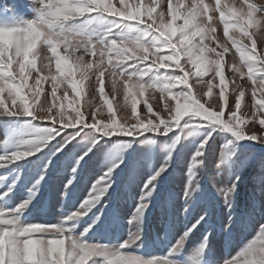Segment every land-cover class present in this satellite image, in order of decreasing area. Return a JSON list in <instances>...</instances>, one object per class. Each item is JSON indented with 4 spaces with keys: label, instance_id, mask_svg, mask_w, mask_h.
<instances>
[{
    "label": "snow or ice",
    "instance_id": "1",
    "mask_svg": "<svg viewBox=\"0 0 264 264\" xmlns=\"http://www.w3.org/2000/svg\"><path fill=\"white\" fill-rule=\"evenodd\" d=\"M30 4L36 13L32 20L0 26V95L7 91L12 101L11 106H7L3 100H0V118H27L39 123L51 121V124L44 128L43 139L39 142L24 141L32 145L35 151L26 149L6 152L0 155V168L7 169L16 162L36 156L57 136H61L57 141V151H62L63 147L83 133V138L89 141V149L76 161L73 177L65 186V196H67L75 183L76 172L81 162L102 140L107 142L111 137H130L135 140L143 138L144 143L154 144V135H168L179 128L183 136H177L176 142L169 148L168 161L145 183L144 195L141 197L137 213L130 221L138 225L142 214L151 204V197L156 191L160 177L171 166V153L181 139L197 132L202 133L201 143L189 166L188 184L184 192L187 204L184 208L185 219L194 202V195L200 190L206 154L217 132L230 133L234 137L228 142L229 147L223 151L217 164V169L221 173L234 168L239 141L248 140L264 145V135H257L254 129L247 128L248 124L256 122L264 127V49L257 55L256 42L249 33V28L257 22L254 16L259 15V22L264 23V0H259L258 3L242 0L238 7L235 4L222 3V0H215L214 4L204 3V0H189L186 7L183 0L175 5L169 0L167 9L155 16L156 5L150 3L145 6L143 0H138L136 3H130V0H116V2L114 0H30ZM213 13L219 14L218 21L223 23V34L235 47V52L239 54V60L242 62L241 67L237 68L233 60L232 80H236V73L243 77L245 74L243 69L247 70V77L251 80L249 86L251 99L247 105V113H251V119H246L245 114H241L240 101L245 97V90L241 85H237L233 90L231 106L228 107V97L225 95L223 83L225 77L223 57L230 49L228 41L221 42V38L215 35L217 26L213 24ZM0 16L9 20L14 19V16L8 14L6 7L0 9ZM181 19L183 22L178 26L177 21ZM96 25L104 28L98 39L86 31ZM232 27L237 28L244 38L252 41L251 47L228 35ZM118 28L122 32L141 28L143 35H133L132 38L118 37L115 34ZM261 36L264 37V33H261ZM149 40L151 43H147ZM30 45L32 50L28 52ZM62 48L68 54L61 55L59 50ZM49 52L51 55H48ZM74 53H80L74 59L81 71L82 79L78 82L75 79V69L70 68L67 75L72 77L68 82L73 90H78L83 80L89 78V71L95 68V73L92 75L98 73L96 80L102 97L105 93L104 77L107 74L114 96L121 90L125 100L130 95L133 96V114L136 110L135 97L148 90H154L160 93L157 104L167 118L158 117L157 121L149 117L145 122L137 116L136 123L129 125L118 121L113 113L107 120H99L96 118V113L100 112L101 108L91 103L87 106V113L77 108L71 117H67L62 105L60 110L54 113L53 106L47 103L48 97L44 98V103H40L38 99L39 86L46 78L41 73L47 70L48 77L52 81L51 98L55 102L57 82L63 83L60 80L64 75L63 66L69 64L70 56ZM86 55L91 59L85 60ZM37 57H40L39 68ZM53 59H55L56 74L52 72ZM192 69H195L196 73L194 84L208 83L203 80L202 73L207 74L213 81L217 76L220 78L219 97L223 104L217 100L206 106L207 101L201 102L203 96L193 93L192 88L188 87V78L193 75ZM165 74H171L172 78L162 82L159 76ZM30 78L33 80V87L37 90L32 93V103L38 104V108L30 107L29 99L22 95L28 88ZM147 79H151L152 82H146ZM179 85L184 87H178ZM96 88V84L91 85L89 94L93 97L96 95ZM67 91L65 89L64 98H67ZM257 91H259V99H257ZM208 95H211V87L208 88ZM17 99L20 101L19 104ZM108 106L111 109V104ZM225 107L228 108L227 118H225ZM152 111V107L149 106L148 113L151 114ZM185 117L187 119H184ZM68 129L75 131L67 132ZM65 132L67 134L62 136L61 134ZM122 163V158L114 162L93 185L89 198L81 204L76 213L70 214L58 225H29L22 220L23 212L38 193V186L44 179L43 176L30 190V197L23 204L15 208L0 207V264H89V262L110 264V261L116 258L122 259L125 264H181L178 258L182 254L184 243L192 232L202 223L207 222V212L187 229L184 237L170 249L167 258H143L133 251V246L139 247L136 243L140 238L139 231L116 247L88 242L87 234L96 223L100 222L103 212L83 233L73 234V226L76 222L88 215L109 194L116 169ZM231 175L233 176L231 185L217 189L229 206L230 213L237 185L240 182L238 173L232 171ZM7 180V176L0 177L2 182L6 183ZM261 184H264V179L261 180ZM13 190L14 185L6 192H0V204L8 199ZM254 216L255 210L249 214V218L252 219ZM234 224L235 219L230 214L225 231L230 232ZM210 235L211 233L205 235L198 246L205 257ZM203 264H208L207 259ZM222 264H264V223L259 224L255 235L235 256L227 257Z\"/></svg>",
    "mask_w": 264,
    "mask_h": 264
},
{
    "label": "rangeland",
    "instance_id": "2",
    "mask_svg": "<svg viewBox=\"0 0 264 264\" xmlns=\"http://www.w3.org/2000/svg\"><path fill=\"white\" fill-rule=\"evenodd\" d=\"M116 2V0H114ZM138 0H130V3H136ZM189 0H183L185 7ZM249 2L258 3L259 0H249ZM156 5V13L159 14L162 10L167 9L169 0H143V4L148 6L149 4ZM171 3L179 4L181 0H171ZM204 3L214 4L215 0H204ZM222 3L235 4L237 7L242 3V0H222ZM10 16H14L13 20L5 19L0 16V26H7L13 23H23L25 21L32 20L36 13L34 12L30 0H0V9L5 8ZM183 11V9H182ZM213 24L217 26L215 33L216 37L221 38V42L228 41V37L223 34V23L218 21V13H213ZM254 20L257 21L249 28V33L253 36L256 42V53L260 54L264 49V37L261 33H264V23H260L259 15L254 16ZM182 19L177 21L179 26L182 23ZM89 35L99 38V34L104 31L101 25H96L94 28L86 29ZM115 34L118 37L132 38L133 35L141 36L143 31L141 28L135 30H128L122 32L121 29H116ZM229 36L241 41V43L247 47H251L252 41L244 38L239 30L235 27L230 28ZM151 43V41H147ZM229 43V52L223 57V67L225 72L224 86L225 95L228 97V107L231 106L232 92L237 85H241L245 90V97L240 101L241 114H245L246 119H251V113H247V105L251 99L250 85L251 80L247 77V70L243 69L244 76L240 77L239 73H236V80L233 81L234 75L231 65L233 60L237 68L241 67L242 62L239 60V54L235 52V47ZM214 46V45H213ZM219 50V49H218ZM61 55L68 54L62 48L59 50ZM167 51V50H165ZM235 54V55H233ZM48 55H51L49 52ZM80 55V53H74L70 56L69 64L63 66L64 75L60 77L63 83L57 82V98L55 102L51 98L52 81L48 77L47 70H43L41 73L44 77L38 90V99L40 103H44L45 97H48V104L53 106V112L60 110V106H63V110L67 117H71L77 108L80 111L87 113V106L89 103L94 104L101 108V111L96 113V118L99 120H107V118L115 113V118L121 123H127L129 125L136 123V117L147 120L152 118L158 121V117L167 118L165 113L160 111V107L157 104L160 93L154 90H148L142 95L136 96L135 114H133V96L130 95L127 100L124 99L123 90L118 92L115 96L112 93L111 83L107 74L104 77V89L105 93L102 97L98 90V81L92 73H95V68L89 71V78L84 79L80 84L78 90H73L70 86L69 77L67 73L70 68L75 69V79L79 82L82 79V74L79 67L75 63L74 57ZM85 60H90L89 56L84 57ZM37 67H40V57H37ZM52 72L56 74L55 59L52 60ZM193 75L189 76L188 87L192 88L195 95H202V103L207 101L208 104L219 100L221 104L223 101L219 97L220 92V78L217 76L215 80H211L207 74H203V80L208 83L196 81L195 69H192ZM259 74H257L258 77ZM35 76V73H33ZM171 74H165L159 76V79L163 82L166 79H171ZM148 83H151V79H147ZM96 84V95L93 97L89 93L91 91V85ZM119 88V85L117 86ZM178 87H184L179 85ZM211 87V95H208V88ZM65 89H67V98H64ZM37 91L33 87V80L30 78L28 81V88L25 89L24 95L30 101V107L38 108L39 105L32 103V93ZM257 99H259V91H257ZM0 100H3L5 105L11 106L10 94L6 91L0 95ZM107 101V102H105ZM20 101L17 99V104ZM174 103V101L172 102ZM111 104V109L109 108ZM151 106L153 111L148 113V107ZM225 118L228 115V108L225 107ZM184 119H187L185 117ZM28 121L31 127H28L26 131L22 132L24 137L12 139L7 135L4 129V121ZM42 123V124H40ZM37 122L33 119L27 118H0V155L12 150H26L31 149L35 151L32 145L24 143L26 140H33L39 142L43 139V132L46 126L51 124V121ZM183 123V120L181 121ZM58 126V125H57ZM242 127L245 125H241ZM248 129H254L257 135H264V127H261L258 122L254 124H248ZM75 130L68 129L67 132ZM67 132L61 135H66ZM177 136H183L179 128L174 129L168 135H154V144H146L143 142V138L135 140L130 137H111L107 139V142L101 141L96 144L92 151L81 162L79 169L76 173H84L82 179L79 181L76 187L75 195L71 203L64 204L65 186L69 181L71 175H73V169L76 167V161L80 157L88 152L89 141L83 138V133L78 136L71 143H68L66 147H63L62 151H57V141L61 139V136H57L51 140L47 147L43 148V151L37 153L36 156L29 157L23 161L16 162L14 164H32L36 162V166L41 171L26 173L30 175L27 178V182L21 187L14 188L11 195L0 204L3 208H15L18 205L23 204L28 200L27 193L30 189H33V185L36 180L41 179L42 171L50 170V185L48 187V193H50L49 205L44 206L41 200H32L27 210L23 212L22 220L25 224L33 225H58L62 220L68 217L70 214L76 213L81 204L89 198V193L92 191V187L96 184L114 162H118L121 158L123 163L116 169L114 174V183L109 190V194L105 196L100 204L92 209H102L108 203L112 204L113 199L117 197L115 209L119 212L122 224V231L119 236L111 238L109 241L102 239L103 236H99L98 231L101 226L96 224L90 232H88V242L95 243L102 246L116 247L128 241L132 234L137 231L140 232V238L137 240L139 247L133 246V251L139 253L143 258L159 259L167 258L169 256L170 249L177 244L181 238L184 237V230L187 227L186 221L190 222L187 225H193L204 215V208L202 206H194V202L190 208L187 219H185L184 208L187 207L184 192L188 184L189 166L192 162L193 155L195 154L198 146L201 143L202 133H194L192 136L183 138L175 149L171 153V166L168 171L162 175L156 186V191L151 197V204L146 212L142 214L141 222L138 225L130 223L133 217L136 215L141 197L144 195L145 183L162 167L169 159V148L176 142ZM234 137L230 133L217 132L213 137L214 142H210V150L206 154L205 167L201 173L200 190L193 197V201L199 197V193L205 189L206 194L210 196V204L207 211L213 216L211 220L207 219V222L203 226H217L218 230H212L207 228V231L211 229V236L209 239V247L207 256L200 252L198 246L203 241L205 235H199L203 226L197 230L195 235L186 239L182 254L178 258L181 264H203V261L207 259L208 264H222V262L229 256H235L237 252L250 241L256 233V229L260 223H264V184H261V180L264 179V172L262 163H264V145L254 143L248 140L239 141L237 145V152L235 156V166L233 169L225 172H219L217 164L222 156L223 151L229 147V141ZM55 153V155H53ZM51 160V163H49ZM241 161V162H240ZM12 164L11 166H13ZM10 166V167H11ZM4 168H0V177L5 175ZM235 171L240 176V182L237 185L236 193L233 199V205L231 213L234 210L241 208V205L247 201L243 206V220L248 217L249 225L245 230H241L240 226H233V238L230 242L225 241L224 235L226 224L229 219L230 210L229 206L225 203L224 199L217 191L218 188H224L230 186L233 182V176L231 172ZM40 181V180H39ZM46 178L41 181L44 185ZM10 184L0 181V192H6L10 187ZM247 189L245 195H252L255 202L252 200L249 202L247 199L242 200L241 191ZM23 190V191H22ZM25 190V191H24ZM171 203L173 205L172 212L168 213L165 205ZM255 210L254 218L250 219L249 214ZM172 214L170 235L165 234L164 222L167 215ZM89 215V213H88ZM82 217L73 226V234L80 235L90 225L84 222V219L88 216ZM217 217L219 220L217 221ZM142 223V226H141ZM146 223V224H145ZM168 226L170 221H167ZM217 223V224H216ZM146 225L148 233H143L140 228ZM199 236V237H198ZM227 248V249H226ZM91 264V262H89Z\"/></svg>",
    "mask_w": 264,
    "mask_h": 264
},
{
    "label": "trees",
    "instance_id": "3",
    "mask_svg": "<svg viewBox=\"0 0 264 264\" xmlns=\"http://www.w3.org/2000/svg\"><path fill=\"white\" fill-rule=\"evenodd\" d=\"M3 126H4V129H5V132L7 133L8 136H10L12 139H15V138H22L24 137L25 135H23L22 132L26 131V129L28 127H31V125L29 124L28 121H20V120H14V121H4L3 122ZM37 161H34L32 164L28 163V164H24V163H20V164H14L13 166L7 168L4 170L5 172V175L4 176H7L8 177V180L6 182V184H10L11 186L14 185V188H17V187H21V185L23 186L26 182H27V178L30 177L29 174H27L26 172L28 171L29 172V169L32 170V172H36V171H41V169L39 167H36L34 168L37 164H36ZM241 162V161H240ZM264 164V163H262ZM32 166H34L32 168ZM42 176L46 178V181H45V184L42 185L41 183L39 184L38 186V193L35 197V199L33 200H41L43 202V205L44 206H48L49 205V199H50V193H48V187H47V184L48 186L50 185V170H43L42 171ZM263 172H264V169H263ZM84 173H76V180H75V183L72 185L71 187V190L69 192V194L67 196H65L64 198V204H67V203H71L73 198H74V195H75V191H76V187H77V184L79 183V181L82 179V175ZM19 177V179H17ZM73 175H71L69 181L72 179ZM41 180V179H39ZM39 180H36V182L34 183V185H36L37 181ZM68 181V182H69ZM68 182L66 185H68ZM33 185V186H34ZM32 190V189H30ZM30 190L28 191H25L27 193V196H28V199L30 197ZM246 188L241 191V196H242V200H248L249 202L252 200L253 202H255V199L252 197V195H245V192H246ZM23 191V190H22ZM117 197L115 199H113V203L110 204L108 203L106 206H104L102 209H99V207H97L96 209H94V211H91L89 212V215L84 219V222L91 225L93 223V221L96 219L97 216H101V212H103V215L101 216V219H100V222L99 223H96V224H99L101 226V229L99 228V231H98V234L99 236H103L102 239L104 240H107L109 241L111 238H114V237H117L119 236L120 232L122 231V220L120 218V214L119 212L115 209V204L117 202ZM210 196L208 194H206V190L203 189L200 193H199V197L198 199L196 198L194 200V206H202V208H204V214L207 212L208 213V220H211V217L213 216L209 211H207L209 205H212L214 206V204H210ZM4 201V200H3ZM6 203L7 200H6ZM245 203H247V201H245ZM244 203V204H245ZM243 205H241V208L238 209V210H234V212L231 213V216L234 217L235 219V224L234 226H240V229L241 230H245L246 229V226L249 225V220H248V217L246 215V217L244 218L243 220V214L244 212L243 211ZM168 213L172 212L173 210V205L171 203H166L165 205ZM240 210L241 212L243 213H240ZM172 214H169L167 215V218H166V221L164 222V228H165V234L167 236L170 235V230H171V221H172ZM219 220V217H217V221ZM167 221H170V225L168 226V223ZM190 222L189 219L186 221V223ZM185 223V225L187 226L184 230V233L187 231V229L189 227H191V225H187ZM95 224V225H96ZM146 224V223H145ZM144 224V226L142 227V229L140 228V230L143 232V233H148V229L146 227V225ZM195 224V223H194ZM204 223L201 224V226H203ZM217 224V223H216ZM141 226H142V223H141ZM201 226L199 228H201ZM209 226H212L209 227ZM209 226H203L201 232L199 233V235H207L208 233H211V229L212 230H218V227L215 225L213 226L212 224H209ZM198 228V229H199ZM207 228H211L210 231H207ZM197 229V230H198ZM196 230V232H197ZM195 231L191 233V236L195 235L196 233ZM212 234V233H211ZM190 236V237H191ZM192 236V237H193ZM211 236V235H210ZM210 236H209V239H210ZM199 237V236H198ZM204 238V237H203ZM224 238H225V241L230 242L231 239L233 238V232H232V229L230 232H227L225 235H224ZM227 249V248H226Z\"/></svg>",
    "mask_w": 264,
    "mask_h": 264
},
{
    "label": "clouds",
    "instance_id": "4",
    "mask_svg": "<svg viewBox=\"0 0 264 264\" xmlns=\"http://www.w3.org/2000/svg\"><path fill=\"white\" fill-rule=\"evenodd\" d=\"M34 31H35V29H34ZM31 50H32V46L30 45L27 51L30 52ZM26 55H27V53H26ZM110 264H125V262L120 258H116V259L110 261Z\"/></svg>",
    "mask_w": 264,
    "mask_h": 264
}]
</instances>
